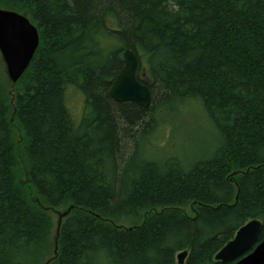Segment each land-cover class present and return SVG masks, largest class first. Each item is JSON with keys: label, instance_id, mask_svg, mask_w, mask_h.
Segmentation results:
<instances>
[{"label": "trees", "instance_id": "trees-1", "mask_svg": "<svg viewBox=\"0 0 264 264\" xmlns=\"http://www.w3.org/2000/svg\"><path fill=\"white\" fill-rule=\"evenodd\" d=\"M1 7L25 14L39 43L15 84L0 67V264H177L184 249V264H222L214 255L236 230L264 222V0ZM124 49L147 107L109 95ZM69 85L84 99L79 122ZM184 100L219 137L192 162L150 141L161 109Z\"/></svg>", "mask_w": 264, "mask_h": 264}, {"label": "water", "instance_id": "water-1", "mask_svg": "<svg viewBox=\"0 0 264 264\" xmlns=\"http://www.w3.org/2000/svg\"><path fill=\"white\" fill-rule=\"evenodd\" d=\"M38 43L37 26L25 14L0 8V55L7 77L13 84L29 66ZM122 60L123 66L112 82L109 95L115 101H132L147 107L150 91L136 79V55L130 49H124ZM66 214L67 211L58 212L57 226ZM263 227L264 222L259 218L248 220L215 253L214 259L222 264H264V235L261 238ZM187 253V249L177 253V264H183Z\"/></svg>", "mask_w": 264, "mask_h": 264}, {"label": "rangeland", "instance_id": "rangeland-1", "mask_svg": "<svg viewBox=\"0 0 264 264\" xmlns=\"http://www.w3.org/2000/svg\"><path fill=\"white\" fill-rule=\"evenodd\" d=\"M2 61L0 67L7 75L5 64ZM66 105L74 121L79 122L85 109L84 99L82 93L72 85L66 88ZM172 107L174 105L169 108L163 107L164 109L160 111L162 113L161 120L153 131L155 135L150 138V141L156 142V147L153 149L159 150L158 152L161 154L174 155L192 162L202 159L217 148L219 137L211 119L199 103L194 100H184L176 108ZM148 143L149 141L143 143L142 152H147L150 150L149 146H153L152 144L148 145ZM62 208L51 210L55 224L58 219V212L63 211Z\"/></svg>", "mask_w": 264, "mask_h": 264}, {"label": "bare ground", "instance_id": "bare-ground-1", "mask_svg": "<svg viewBox=\"0 0 264 264\" xmlns=\"http://www.w3.org/2000/svg\"><path fill=\"white\" fill-rule=\"evenodd\" d=\"M112 85V84H111Z\"/></svg>", "mask_w": 264, "mask_h": 264}]
</instances>
